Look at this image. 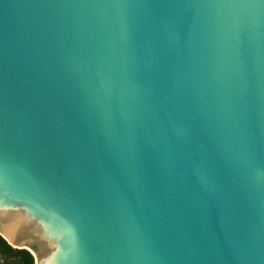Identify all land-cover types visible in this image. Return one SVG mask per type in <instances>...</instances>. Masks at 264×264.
I'll return each mask as SVG.
<instances>
[{
  "label": "water",
  "instance_id": "obj_1",
  "mask_svg": "<svg viewBox=\"0 0 264 264\" xmlns=\"http://www.w3.org/2000/svg\"><path fill=\"white\" fill-rule=\"evenodd\" d=\"M0 234L264 264V0H0Z\"/></svg>",
  "mask_w": 264,
  "mask_h": 264
},
{
  "label": "trees",
  "instance_id": "obj_2",
  "mask_svg": "<svg viewBox=\"0 0 264 264\" xmlns=\"http://www.w3.org/2000/svg\"><path fill=\"white\" fill-rule=\"evenodd\" d=\"M0 264H35V259L30 250L12 246L0 234Z\"/></svg>",
  "mask_w": 264,
  "mask_h": 264
}]
</instances>
